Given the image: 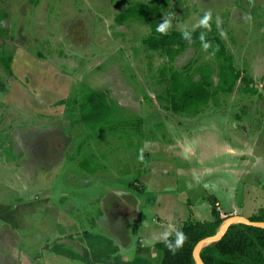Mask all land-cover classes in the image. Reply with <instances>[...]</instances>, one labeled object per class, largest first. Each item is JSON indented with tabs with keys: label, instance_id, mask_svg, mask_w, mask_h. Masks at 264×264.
Returning <instances> with one entry per match:
<instances>
[{
	"label": "rangeland",
	"instance_id": "374dc122",
	"mask_svg": "<svg viewBox=\"0 0 264 264\" xmlns=\"http://www.w3.org/2000/svg\"><path fill=\"white\" fill-rule=\"evenodd\" d=\"M150 1L0 0V264H81L51 245L80 249L67 237L83 230L114 239L124 259L153 260L155 242L187 219H211L214 205L225 219L264 207V0L160 4L168 30L215 26L257 90L238 82L192 115L163 108L158 73L194 59L214 64L211 55L188 48L170 65L142 44L144 21H115ZM87 87L112 103L110 128L90 129L78 105L56 104L79 103ZM112 194L111 207L122 202L117 232L113 216H101Z\"/></svg>",
	"mask_w": 264,
	"mask_h": 264
},
{
	"label": "trees",
	"instance_id": "16d2710c",
	"mask_svg": "<svg viewBox=\"0 0 264 264\" xmlns=\"http://www.w3.org/2000/svg\"><path fill=\"white\" fill-rule=\"evenodd\" d=\"M165 2L166 0H151L147 4L135 2L119 13L115 21L120 24L130 18L144 21L149 32L142 38V44L147 50L167 57L170 65L188 48H204L213 58L214 64L194 59L179 70L170 65L169 69L166 66L161 68L158 83L162 85L163 92L157 93L156 98L163 108L188 115L197 114L212 98L216 102L215 97L219 92L232 93L238 82L242 84L241 91L255 94L257 90L252 79L236 69L232 54L227 51L215 26L207 19H203L200 26L192 30L158 31L161 25L160 4ZM11 61L12 58L7 57L3 65L10 74ZM214 75L217 76L216 81L213 79ZM62 103L78 105L80 121L90 129L103 130L112 125V103L105 92L87 87L83 90L79 103L74 98L56 102ZM211 215L209 220L187 219L173 233L155 242L152 249L157 256L153 260L143 256L124 259L119 247L110 237L88 230L79 232L77 239L73 235L67 237L76 240L80 249L55 240L51 251L81 261V264H196L192 256L194 246L200 239L213 235L225 219L215 205ZM248 218L264 221V207ZM200 256L204 264H264V228L244 223L232 224L220 240L205 246Z\"/></svg>",
	"mask_w": 264,
	"mask_h": 264
},
{
	"label": "water",
	"instance_id": "95a60500",
	"mask_svg": "<svg viewBox=\"0 0 264 264\" xmlns=\"http://www.w3.org/2000/svg\"><path fill=\"white\" fill-rule=\"evenodd\" d=\"M235 223H244V224H247L250 226L264 228V221L250 220L248 217H245L242 215L229 216L228 218H226L222 222L219 229L213 235L206 236V237L200 239L196 243V245L194 246L193 251H192V256H193L196 264H204V262L200 256L201 250L205 246L220 240L223 237V235L226 233V231L228 230L230 225L235 224Z\"/></svg>",
	"mask_w": 264,
	"mask_h": 264
},
{
	"label": "crops",
	"instance_id": "0c3cea01",
	"mask_svg": "<svg viewBox=\"0 0 264 264\" xmlns=\"http://www.w3.org/2000/svg\"><path fill=\"white\" fill-rule=\"evenodd\" d=\"M119 193V192H118ZM120 194H122V195H125V196H130V194L128 193V192H121ZM113 196H111L110 197V199L112 198V197H115V196H118V195H115L114 196V194H112ZM116 198V197H115ZM114 199V198H113ZM113 199H111L110 201H109V205H106V202L107 201H105V204H104V202H101L102 203V205L104 204V210H102V213H101V216H104V215H112L113 217L111 218V220H110V226H112V230L113 231H115V232H117V227H121V225H122V223H121V221H120V219H119V217H120V214L119 215H115V212L118 210V208L117 207H115V205H117V203L119 204H121L122 202H120L121 200H116V201H119V202H117V203H115L114 202V204H113V206L111 207V203H112V201H113ZM118 199V198H117ZM122 199H124V198H122ZM134 202H133V211H131L130 213H129V215L132 217L134 214H135V210H136V198L134 197ZM107 200V199H106ZM125 202V201H124ZM127 203V202H126ZM106 206V207H105ZM115 207V208H114ZM111 209H112V211H114V212H112L111 213ZM118 213H120L119 211H118ZM126 214V213H125ZM128 215V214H127ZM123 228H124V231L126 232V227H125V224H123ZM113 234H114V237L115 238H117V240L119 241V240H121L122 242H123V240H126L127 239V237H126V235H123V236H120V235H118V234H116V233H114L113 232ZM112 240H114V239H112ZM114 243L119 247L120 245L118 244V243H116V241L114 240ZM121 243V242H120ZM120 248V247H119Z\"/></svg>",
	"mask_w": 264,
	"mask_h": 264
},
{
	"label": "clouds",
	"instance_id": "9594fccd",
	"mask_svg": "<svg viewBox=\"0 0 264 264\" xmlns=\"http://www.w3.org/2000/svg\"><path fill=\"white\" fill-rule=\"evenodd\" d=\"M168 26H169V25H168V22L165 21L163 24H161V25L159 26L158 31H160V32H164L165 29H166Z\"/></svg>",
	"mask_w": 264,
	"mask_h": 264
},
{
	"label": "snow or ice",
	"instance_id": "6c2138e0",
	"mask_svg": "<svg viewBox=\"0 0 264 264\" xmlns=\"http://www.w3.org/2000/svg\"><path fill=\"white\" fill-rule=\"evenodd\" d=\"M178 243H179V241H178Z\"/></svg>",
	"mask_w": 264,
	"mask_h": 264
}]
</instances>
